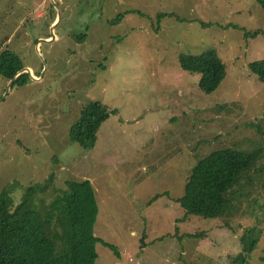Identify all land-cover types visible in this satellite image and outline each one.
<instances>
[{
  "label": "rangeland",
  "instance_id": "1",
  "mask_svg": "<svg viewBox=\"0 0 264 264\" xmlns=\"http://www.w3.org/2000/svg\"><path fill=\"white\" fill-rule=\"evenodd\" d=\"M50 5L0 0V52L15 51L41 76L10 89L11 80L0 76V191L11 189L18 204L51 173L41 198L50 199L65 181L89 180L98 206L94 235L118 252L96 244L95 264H235L231 256L250 231L258 239L250 261L264 264L263 159L230 191L224 216L184 220L177 203L195 158L264 146V85L249 69L264 59V36H245L264 30L257 1L130 0L103 18L125 17L113 32L90 16L84 22L87 7L61 4L54 38ZM158 14L185 20L158 21ZM210 48L227 75L205 94L181 56ZM89 101L116 113L85 152L69 142L68 130Z\"/></svg>",
  "mask_w": 264,
  "mask_h": 264
},
{
  "label": "trees",
  "instance_id": "2",
  "mask_svg": "<svg viewBox=\"0 0 264 264\" xmlns=\"http://www.w3.org/2000/svg\"><path fill=\"white\" fill-rule=\"evenodd\" d=\"M256 1L264 11V0ZM162 16L177 15L158 14L157 20L160 21ZM123 17H116L112 22L119 23ZM259 35L264 36V30L245 32L247 38ZM181 65L185 70L200 75L198 87L205 94L216 92L227 75L226 63L215 48L198 54H183ZM24 66L15 51L5 49L0 52V76L4 79L11 80ZM249 69L264 85V59L250 62ZM29 79V73L24 72L15 80L13 87L23 86ZM115 113L116 110L99 101L87 102L69 127V142L78 144L85 152L91 150L99 128ZM263 156L264 146L257 145L253 149L233 146L195 158L186 179L184 195L177 199L185 211L184 220L190 216L204 219L224 216L231 203L228 194L244 173L252 170L259 160L264 161ZM261 168L264 170V162ZM54 177L51 173L46 183L28 187L18 204L11 189L0 191V264H95L98 243L107 245L118 254L114 245L94 235L98 206L91 182L68 180L62 187L53 188L50 199L41 198L50 191ZM240 243L242 250L231 256L233 263L252 264L251 254L258 245L254 232L244 233Z\"/></svg>",
  "mask_w": 264,
  "mask_h": 264
},
{
  "label": "flooded vegetation",
  "instance_id": "3",
  "mask_svg": "<svg viewBox=\"0 0 264 264\" xmlns=\"http://www.w3.org/2000/svg\"><path fill=\"white\" fill-rule=\"evenodd\" d=\"M129 2H130V0H53L54 5H50L49 10L51 12L49 10H48V12L50 13V16H51V14H53L55 16L53 17L51 24H49V27L51 26V29H52L53 24L57 20L58 11L56 10L57 9L56 7L60 6L62 4L63 6H66L68 8H73V7H77V6L87 7L88 15L85 17L84 22H86L87 21L86 18H88L90 16V18L92 17V18L96 19L97 21H99V22H97V23H99V25L102 23V28L104 27V25L107 24L112 29V32H113V31L118 29L117 26H119L122 23V21L124 20L125 17L122 18V20L116 24H114L112 22V20L115 19L116 17H113V19L107 20L106 23H103V21L106 20L103 18H106V15L110 14L113 11V9L116 8L118 5L119 6L125 5V4H128ZM140 14H142V13H139V15ZM141 16H144V15L142 14ZM58 23H59V21H58ZM112 37L113 36L111 34V36H110L111 40H112ZM85 38H86V36H83L81 39H79V41L85 40ZM98 48L102 49V44H99ZM85 49H87V48H85ZM84 52L86 53L87 51H84Z\"/></svg>",
  "mask_w": 264,
  "mask_h": 264
},
{
  "label": "water",
  "instance_id": "4",
  "mask_svg": "<svg viewBox=\"0 0 264 264\" xmlns=\"http://www.w3.org/2000/svg\"><path fill=\"white\" fill-rule=\"evenodd\" d=\"M57 8V11L59 12L60 10H59V8H58V6L56 7ZM58 21H59V19H57L56 20V22L53 24V26H52V29H51V32H52V38H54V36L55 35H53V33H54V30H55V27H56V25H57V23H58ZM50 40V39H49ZM52 40V39H51ZM47 40H40V43H43V42H46ZM48 42V41H47ZM37 50H39V48H37ZM44 66H46V63L44 64ZM24 72H27V73H29V75L32 77V79H34V80H38V79H40L41 78V76L40 77H37V76H35L34 75V72L32 71V69L30 68V67H27V66H24L22 69H20L16 74H15V76L11 79V82H10V85H9V89L11 88V86L14 84V82H15V80L22 74V73H24Z\"/></svg>",
  "mask_w": 264,
  "mask_h": 264
},
{
  "label": "crops",
  "instance_id": "5",
  "mask_svg": "<svg viewBox=\"0 0 264 264\" xmlns=\"http://www.w3.org/2000/svg\"><path fill=\"white\" fill-rule=\"evenodd\" d=\"M31 68V67H30ZM32 69V68H31ZM33 71V70H32Z\"/></svg>",
  "mask_w": 264,
  "mask_h": 264
}]
</instances>
